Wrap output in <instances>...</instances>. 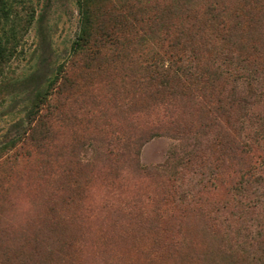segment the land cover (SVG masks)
Here are the masks:
<instances>
[{
  "label": "trees",
  "instance_id": "obj_1",
  "mask_svg": "<svg viewBox=\"0 0 264 264\" xmlns=\"http://www.w3.org/2000/svg\"><path fill=\"white\" fill-rule=\"evenodd\" d=\"M31 1L0 0V79L21 30L34 22L22 26L16 7ZM77 4L80 29L68 60L31 102L25 132L0 149L5 175L33 161L57 177L62 204L40 207L21 235H10L17 225L4 210L10 183L0 182V264L62 260L77 245L81 220L70 207L88 200L97 178L110 176L114 186L120 174L157 183L150 198L157 219L177 210L203 218L215 240L209 264H264V0ZM107 80L118 121L64 144L66 127L103 112L92 106ZM158 138L189 145L164 164L142 166L143 147ZM87 143L93 156L82 160ZM134 196L121 211L147 216Z\"/></svg>",
  "mask_w": 264,
  "mask_h": 264
},
{
  "label": "rangeland",
  "instance_id": "obj_2",
  "mask_svg": "<svg viewBox=\"0 0 264 264\" xmlns=\"http://www.w3.org/2000/svg\"><path fill=\"white\" fill-rule=\"evenodd\" d=\"M16 11L22 26L31 16L34 22L27 32L21 30L17 53L5 66L0 79V149L25 132V115L31 102L39 91L46 88L59 65L68 60L71 45L80 29L77 0H32L17 6ZM4 23L2 16V25ZM104 79L101 77L99 82ZM110 84L114 83L107 80L99 86L96 106H92L103 112L93 119H82L83 124H76L75 128L66 127L64 144L75 138L92 137L105 128V122L113 124L118 121L114 120L115 110L110 103L114 93L110 91ZM109 114L112 120L105 117ZM131 118H128L129 125L133 123ZM141 119L143 124L146 118ZM186 144L189 142L154 139L143 147L141 165L164 164L175 151L181 153ZM92 156L93 147L87 143L81 158L89 160ZM5 174V169H1L0 182L5 186L10 183L4 210L17 224L10 235H21L25 229H20L35 218L40 207L45 209L46 205L62 204L63 193L59 194L57 177L52 173L45 175L33 161L18 173ZM109 178H97L88 200L70 207L69 211L81 218L74 223L77 225L74 233L77 245L68 248L64 258L57 262L53 260L52 264H209L206 255L214 247L215 240L210 231L204 229L202 217L192 216L191 212L186 216L173 210V216L163 217L164 221L157 219L151 215L150 206V198L158 188L156 182L120 174L117 184L109 186ZM134 195L141 196L147 216L121 211ZM217 198L221 199L222 193Z\"/></svg>",
  "mask_w": 264,
  "mask_h": 264
}]
</instances>
